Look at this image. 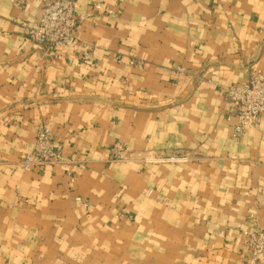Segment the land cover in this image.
<instances>
[{
    "label": "crops",
    "instance_id": "0c3cea01",
    "mask_svg": "<svg viewBox=\"0 0 264 264\" xmlns=\"http://www.w3.org/2000/svg\"><path fill=\"white\" fill-rule=\"evenodd\" d=\"M49 1L0 0V264H254L264 115L234 138L221 88L264 73V0H77L58 49L24 27Z\"/></svg>",
    "mask_w": 264,
    "mask_h": 264
},
{
    "label": "built area",
    "instance_id": "2783aa9c",
    "mask_svg": "<svg viewBox=\"0 0 264 264\" xmlns=\"http://www.w3.org/2000/svg\"><path fill=\"white\" fill-rule=\"evenodd\" d=\"M77 0H53L45 4L42 16L38 22L24 26L26 35L32 43L58 49L72 43L76 39L79 21L76 17ZM221 94L231 103L237 124L234 128V138H240L246 129L260 124L264 115V73L253 70L249 80L240 85L221 88ZM117 160H124V147L117 144L113 149ZM177 162L185 159L169 158ZM61 162V155L56 150L54 135L47 126L37 130L35 148L30 155L22 157L26 170L45 166H54ZM245 234L242 246L251 255V260L257 264L264 258V226L257 221Z\"/></svg>",
    "mask_w": 264,
    "mask_h": 264
}]
</instances>
